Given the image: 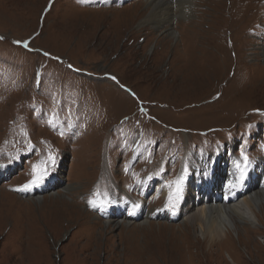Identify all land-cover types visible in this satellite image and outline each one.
<instances>
[{"label":"rangeland","instance_id":"374dc122","mask_svg":"<svg viewBox=\"0 0 264 264\" xmlns=\"http://www.w3.org/2000/svg\"><path fill=\"white\" fill-rule=\"evenodd\" d=\"M192 2L176 5L171 42L145 0H0V264H264V210L213 243L188 220L111 228L98 210L113 197L149 198L148 173L167 195L147 207L175 214L204 153L213 151L216 181L234 155L264 154V0ZM50 152L55 165L31 188L44 195L37 208L18 189ZM60 186L81 217L47 204Z\"/></svg>","mask_w":264,"mask_h":264},{"label":"bare ground","instance_id":"6f19581e","mask_svg":"<svg viewBox=\"0 0 264 264\" xmlns=\"http://www.w3.org/2000/svg\"><path fill=\"white\" fill-rule=\"evenodd\" d=\"M145 2L149 6H151V11L148 17L152 16L155 19V22H153V25L155 27L153 28L157 29V26H160V28L164 26L165 29H163V31H167V33L169 34V35H166L165 37H168V40L171 39L170 40L171 42L174 41L177 30H174L173 28H171L170 25L175 19V14H176L175 7L178 3H181V4L183 3L187 6H191L193 4L192 0H145ZM179 5L180 4H178V6ZM181 13L182 12L177 13V17L181 15ZM182 15L187 16L188 14L182 13ZM149 23L151 22L149 21ZM260 51L262 55L264 56V45L263 44H262V47L260 48ZM19 162L22 163L23 160H19ZM12 167L14 168V166ZM254 169L256 171H259L258 167H255ZM225 171H226V168H224L222 173L225 174ZM6 173L7 171H5V168L1 167L0 168V179H2L3 176L6 175ZM223 174H220V176L222 177L221 179H219L220 181L224 177ZM219 180L216 181V175H213V176L208 175L206 179H202V181L212 184V187L214 188L207 186V185L201 186L198 183L196 184L195 181L192 182V186L190 183H187V181L181 184L179 187L180 189L179 204L180 205L178 207V211L175 214H172L171 212H168V211H164L162 208L150 207L149 209L147 207L151 203L149 198L134 199V197L133 198L129 197L128 201L119 199L117 197H113V199L109 203L107 201L105 203H102L99 206L98 210H99L100 215L104 216L107 219V220H104L107 224V225L105 224L106 227H108L111 223L113 224L111 228H114L115 226L117 227L118 224L129 226L130 222H132L133 224H136L137 222H140L139 224L141 223L147 224L148 222L147 219L150 216H153L155 218H159V217L161 218V216L168 215L169 217H177L178 220L181 219V221L183 222L188 220L190 226L200 231V234L202 235V238H203V242L213 243L215 241H218L219 239L225 238L226 236H230L231 229L232 230L238 229L234 223L236 221L244 223V221L246 220L251 225L254 224L255 222H258L259 214L257 212H260V210H264V189L260 188V186L258 185V180L251 182L250 186H248L246 190L242 189V193L240 194L237 200H235L234 202L227 203V204H222L220 201L217 200L215 196H212L210 194L211 190L209 188H212V190L216 191L215 190L216 184H218ZM147 182H148V179L144 178L141 182L140 189H143L144 184H146ZM56 185L59 186V184H56ZM186 185L188 186L187 189H185ZM196 185H197V188H194ZM50 187H52V185H48V183L45 182L40 191H44L46 189H49ZM149 187H151V185ZM149 187L148 189H150ZM64 189L68 191V189L70 188H67L66 186H64ZM146 189H143L144 196L148 195L151 192V190L146 191ZM62 190H63V187L61 190H57L55 192L49 193V195L50 194L51 195L49 197L50 200L48 201L47 204L53 201H58L60 204L63 202L66 204V206L69 209L75 208L76 211L79 212V215L81 217L82 216L81 213H83L82 210H80L75 205L69 203L67 199H73L72 196L69 194H64ZM28 192H29V195H31V197L36 198L35 201H31V203L36 204L37 208L45 204L44 203L45 199L41 198V197H44V195L43 196L35 195L37 193L32 190ZM57 192L63 193L64 196H62L61 194ZM166 192H167L166 185H164L160 181L158 184V187L154 190L152 195H155L156 193H161L165 195ZM219 193L220 192H218V194ZM172 194H173L172 191L168 192V199L172 200L173 198ZM10 197L15 198L17 200L15 202H18V200L20 199L17 195L15 196V195H11L7 193V199H11ZM17 197L19 199H17ZM136 207H138L137 211H135ZM55 210L57 209L55 208ZM44 212H47V211H44ZM44 212H43V215L47 217V215ZM55 214H57L56 217H58V214H61V212L58 211V212H55ZM91 216H93L94 219L98 220V218H96L93 214ZM183 222L181 223L183 224ZM134 226H137V225H134Z\"/></svg>","mask_w":264,"mask_h":264},{"label":"snow or ice","instance_id":"6c2138e0","mask_svg":"<svg viewBox=\"0 0 264 264\" xmlns=\"http://www.w3.org/2000/svg\"><path fill=\"white\" fill-rule=\"evenodd\" d=\"M0 39H3V37H0ZM16 43H20V41H16ZM25 43V47H27V42H24ZM113 79H115L113 77ZM48 123L52 126H54V122L53 120H49ZM243 155V153H242ZM244 161H245V165L247 163V157L245 156L244 157ZM11 163V161H9ZM56 163V157L53 153H49L48 156L46 157V159H43L40 161V164L37 165V164H34L32 165V168H33V172H34V176H33V179L23 185L20 189H18V191H29L31 190L32 187L34 186H39L40 183L43 182L45 176L48 175V167L51 166V165H55ZM4 165H0V167H3ZM236 166L237 168H240V163L237 162L236 163ZM241 179H243V169H241ZM181 179H183V177H181ZM94 195L96 196H99L100 193L97 192L95 193ZM105 196H107V193L104 194ZM179 195H180V189L178 188L177 189V192H176V196L177 198H179ZM88 203L92 206H95L96 202L94 200H89Z\"/></svg>","mask_w":264,"mask_h":264}]
</instances>
